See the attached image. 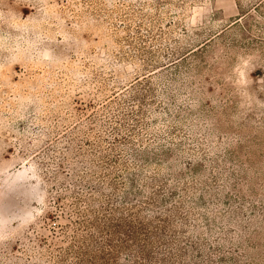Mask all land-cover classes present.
I'll return each instance as SVG.
<instances>
[{
	"label": "rangeland",
	"instance_id": "obj_1",
	"mask_svg": "<svg viewBox=\"0 0 264 264\" xmlns=\"http://www.w3.org/2000/svg\"><path fill=\"white\" fill-rule=\"evenodd\" d=\"M101 258L264 264V0H0V264Z\"/></svg>",
	"mask_w": 264,
	"mask_h": 264
},
{
	"label": "trees",
	"instance_id": "obj_2",
	"mask_svg": "<svg viewBox=\"0 0 264 264\" xmlns=\"http://www.w3.org/2000/svg\"><path fill=\"white\" fill-rule=\"evenodd\" d=\"M165 165L168 168L170 166V165H168L167 162L165 163ZM132 193H133V195L136 196L140 192H132ZM160 205H161V206H159L160 208L165 209V207H164L165 204L164 203H161ZM97 227H99V226H97ZM124 228H125V226H124ZM143 228H146V227H143ZM122 233L126 234V236H128L129 239L135 240L138 248L141 251V255H144L146 259H149L150 261L155 259V258H152L153 256H150V255L147 256V255H145V252H144V248L143 247H145L147 245H153L154 242L160 241L161 239H163V235L161 233H158V232H150V231L149 232H144L143 234H140V235H144V237H142V238H138L137 237L138 230L136 228H126L125 231L123 230ZM113 235H116V232L113 231ZM114 247H115L116 250L121 249L120 251H122V248L125 249L126 246L123 245V244H119L118 246L115 245ZM127 249H129V247ZM161 260H163V259L161 258ZM99 261H100L99 264H113L112 259L108 260L106 258H101ZM158 262H160V260H158Z\"/></svg>",
	"mask_w": 264,
	"mask_h": 264
}]
</instances>
